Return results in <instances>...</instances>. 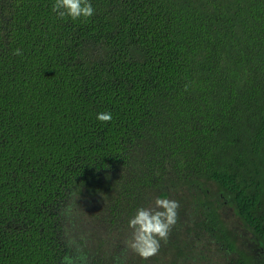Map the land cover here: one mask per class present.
Returning a JSON list of instances; mask_svg holds the SVG:
<instances>
[{
    "label": "trees",
    "instance_id": "obj_1",
    "mask_svg": "<svg viewBox=\"0 0 264 264\" xmlns=\"http://www.w3.org/2000/svg\"><path fill=\"white\" fill-rule=\"evenodd\" d=\"M52 3L0 0V264H264V0ZM160 195L144 260L127 221Z\"/></svg>",
    "mask_w": 264,
    "mask_h": 264
},
{
    "label": "clouds",
    "instance_id": "obj_2",
    "mask_svg": "<svg viewBox=\"0 0 264 264\" xmlns=\"http://www.w3.org/2000/svg\"><path fill=\"white\" fill-rule=\"evenodd\" d=\"M52 12L61 20L72 21L85 20L92 17L95 9L92 0H53ZM14 55H21L19 49H15ZM99 122H109L112 119L111 112L96 114ZM179 203L166 195L156 197L150 207H138L128 218L127 228L130 230L125 246L140 258L146 260L156 255L161 242L167 241L171 228L177 222V209ZM77 255H65L61 264H86V256L77 250Z\"/></svg>",
    "mask_w": 264,
    "mask_h": 264
},
{
    "label": "rangeland",
    "instance_id": "obj_3",
    "mask_svg": "<svg viewBox=\"0 0 264 264\" xmlns=\"http://www.w3.org/2000/svg\"><path fill=\"white\" fill-rule=\"evenodd\" d=\"M221 211H223L222 214L224 218L226 219V221H228V223H231V225L234 226L233 228H235L236 226L237 229L235 232L239 235V241L244 242L246 248L248 249L253 248L249 233H247L246 229L242 227L241 223L237 220L238 218H236L235 215L227 209V207H222ZM212 253L213 252H211L210 254L212 255ZM166 258L167 256L164 257V259Z\"/></svg>",
    "mask_w": 264,
    "mask_h": 264
}]
</instances>
